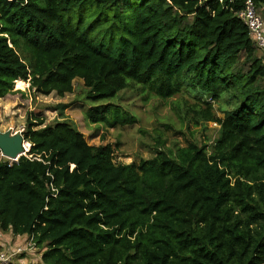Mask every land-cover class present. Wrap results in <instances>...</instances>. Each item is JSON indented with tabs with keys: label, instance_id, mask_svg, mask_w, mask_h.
<instances>
[{
	"label": "trees",
	"instance_id": "obj_1",
	"mask_svg": "<svg viewBox=\"0 0 264 264\" xmlns=\"http://www.w3.org/2000/svg\"><path fill=\"white\" fill-rule=\"evenodd\" d=\"M245 2L0 0V98L80 80L87 120L112 128L134 121L109 102L121 91L186 93L193 124L218 125L135 165L29 114V152L0 159V231L33 236L42 264H264V66Z\"/></svg>",
	"mask_w": 264,
	"mask_h": 264
},
{
	"label": "rangeland",
	"instance_id": "obj_2",
	"mask_svg": "<svg viewBox=\"0 0 264 264\" xmlns=\"http://www.w3.org/2000/svg\"><path fill=\"white\" fill-rule=\"evenodd\" d=\"M256 57L260 58L264 66V55L260 50L256 51ZM246 69L245 66L244 70ZM22 82V88L15 82L13 92L0 98L1 132L22 133L29 114L43 119L42 126L66 120L76 126L89 145L109 144L113 149L115 163L135 165L142 159L151 158L157 148L167 151L176 146L183 147L188 141L202 145L208 137L213 140L218 136V125L213 122L206 123L205 127L193 124L192 113L187 107H191L195 101L186 93L161 99L152 92L147 93L136 88L121 91L109 102L118 105L134 121L110 128L87 120L85 110L90 104L84 101V87L80 80H75L73 91L62 97L54 92L48 95L36 93L30 88L28 81ZM217 115L222 117L218 110ZM0 159L7 158L2 157L0 152ZM8 235L13 236L11 232ZM11 243L25 244L23 237L18 243L13 240ZM31 251L23 256L24 264H42V248Z\"/></svg>",
	"mask_w": 264,
	"mask_h": 264
},
{
	"label": "built area",
	"instance_id": "obj_3",
	"mask_svg": "<svg viewBox=\"0 0 264 264\" xmlns=\"http://www.w3.org/2000/svg\"><path fill=\"white\" fill-rule=\"evenodd\" d=\"M237 17L249 29L250 37L258 47V50L264 52V23L256 12L252 0H246L244 7L237 12ZM1 232L2 231H0V264H24L23 256L27 253H31L32 249L37 250L33 236L25 235L23 239L25 244H12L11 240H9L10 242L2 240L6 232Z\"/></svg>",
	"mask_w": 264,
	"mask_h": 264
},
{
	"label": "water",
	"instance_id": "obj_4",
	"mask_svg": "<svg viewBox=\"0 0 264 264\" xmlns=\"http://www.w3.org/2000/svg\"><path fill=\"white\" fill-rule=\"evenodd\" d=\"M29 148L27 149V142L21 132L0 131V152L8 160L17 161L20 156L29 152Z\"/></svg>",
	"mask_w": 264,
	"mask_h": 264
},
{
	"label": "crops",
	"instance_id": "obj_5",
	"mask_svg": "<svg viewBox=\"0 0 264 264\" xmlns=\"http://www.w3.org/2000/svg\"><path fill=\"white\" fill-rule=\"evenodd\" d=\"M8 233L9 232H6L5 234V236L3 237V241H7V242H10L9 240H13V241H15L16 243H18L19 241H20V239H21V237H23V239H24V237H25V235H23V236H15V235H13V236H11L10 237V235H8ZM19 238V239H18Z\"/></svg>",
	"mask_w": 264,
	"mask_h": 264
},
{
	"label": "bare ground",
	"instance_id": "obj_6",
	"mask_svg": "<svg viewBox=\"0 0 264 264\" xmlns=\"http://www.w3.org/2000/svg\"><path fill=\"white\" fill-rule=\"evenodd\" d=\"M15 82L17 83L16 85H17L19 88H22L23 85H24L23 82H22L21 80H16Z\"/></svg>",
	"mask_w": 264,
	"mask_h": 264
}]
</instances>
